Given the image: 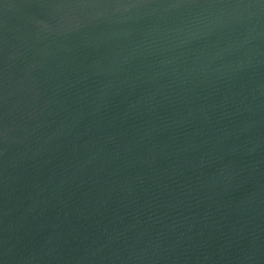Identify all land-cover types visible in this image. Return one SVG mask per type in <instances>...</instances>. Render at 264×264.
<instances>
[{
  "label": "water",
  "instance_id": "water-1",
  "mask_svg": "<svg viewBox=\"0 0 264 264\" xmlns=\"http://www.w3.org/2000/svg\"><path fill=\"white\" fill-rule=\"evenodd\" d=\"M0 264H264V0H0Z\"/></svg>",
  "mask_w": 264,
  "mask_h": 264
}]
</instances>
